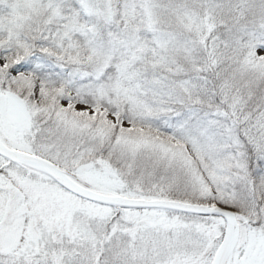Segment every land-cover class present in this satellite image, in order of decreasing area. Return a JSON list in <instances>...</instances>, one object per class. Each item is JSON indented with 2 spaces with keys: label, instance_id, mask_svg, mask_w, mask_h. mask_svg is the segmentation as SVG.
Segmentation results:
<instances>
[{
  "label": "snow or ice",
  "instance_id": "1",
  "mask_svg": "<svg viewBox=\"0 0 264 264\" xmlns=\"http://www.w3.org/2000/svg\"><path fill=\"white\" fill-rule=\"evenodd\" d=\"M0 264H264V0H0Z\"/></svg>",
  "mask_w": 264,
  "mask_h": 264
}]
</instances>
